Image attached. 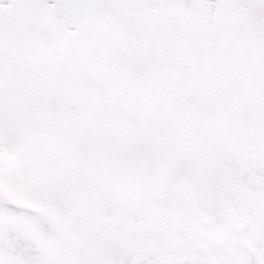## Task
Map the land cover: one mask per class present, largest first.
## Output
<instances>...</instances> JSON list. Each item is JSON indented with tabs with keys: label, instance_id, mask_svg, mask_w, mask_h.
I'll return each mask as SVG.
<instances>
[{
	"label": "snow or ice",
	"instance_id": "1",
	"mask_svg": "<svg viewBox=\"0 0 264 264\" xmlns=\"http://www.w3.org/2000/svg\"><path fill=\"white\" fill-rule=\"evenodd\" d=\"M0 264H264V0H0Z\"/></svg>",
	"mask_w": 264,
	"mask_h": 264
}]
</instances>
